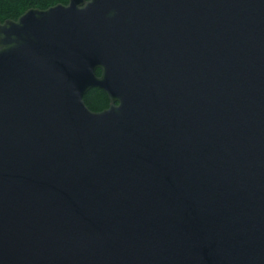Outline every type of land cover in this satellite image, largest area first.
I'll return each instance as SVG.
<instances>
[{
  "label": "water",
  "instance_id": "water-1",
  "mask_svg": "<svg viewBox=\"0 0 264 264\" xmlns=\"http://www.w3.org/2000/svg\"><path fill=\"white\" fill-rule=\"evenodd\" d=\"M0 264H264V0L0 21Z\"/></svg>",
  "mask_w": 264,
  "mask_h": 264
},
{
  "label": "trees",
  "instance_id": "trees-1",
  "mask_svg": "<svg viewBox=\"0 0 264 264\" xmlns=\"http://www.w3.org/2000/svg\"><path fill=\"white\" fill-rule=\"evenodd\" d=\"M68 0H0V21L16 19L30 8L46 9L56 4H67ZM100 71L97 70V75ZM84 102L92 111H101L108 107L109 101L104 91L94 88L84 96Z\"/></svg>",
  "mask_w": 264,
  "mask_h": 264
},
{
  "label": "flooded vegetation",
  "instance_id": "flooded-vegetation-1",
  "mask_svg": "<svg viewBox=\"0 0 264 264\" xmlns=\"http://www.w3.org/2000/svg\"><path fill=\"white\" fill-rule=\"evenodd\" d=\"M106 94V93H105ZM86 95V94H85Z\"/></svg>",
  "mask_w": 264,
  "mask_h": 264
}]
</instances>
